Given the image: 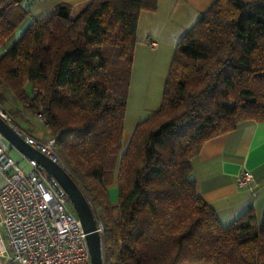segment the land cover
I'll return each instance as SVG.
<instances>
[{
    "label": "trees",
    "instance_id": "1",
    "mask_svg": "<svg viewBox=\"0 0 264 264\" xmlns=\"http://www.w3.org/2000/svg\"><path fill=\"white\" fill-rule=\"evenodd\" d=\"M34 1L0 0V100L8 112L11 93L45 115L104 223L105 264H264V213L223 224L192 176L207 140L264 121V0H216L202 14L176 46L160 108L120 159L139 15L158 0H90L76 16L61 3L33 20Z\"/></svg>",
    "mask_w": 264,
    "mask_h": 264
},
{
    "label": "crops",
    "instance_id": "2",
    "mask_svg": "<svg viewBox=\"0 0 264 264\" xmlns=\"http://www.w3.org/2000/svg\"><path fill=\"white\" fill-rule=\"evenodd\" d=\"M89 1L35 0L31 19L52 14L61 3L70 4L72 15L76 16ZM215 1L158 0L157 9L141 11L124 137L141 119L160 108L176 46ZM4 105L21 129L38 137H50L47 126L11 93L6 94ZM8 145L11 156L21 161L24 155ZM245 170L254 175L255 182L250 187L238 184V178ZM192 176L199 194L215 209L223 224L232 223L251 208L261 218L264 213V121H245L232 131L207 140L193 160ZM4 184L5 177L0 172V189ZM115 188L116 182L108 186L112 205L118 200L116 195L113 196ZM112 197L116 202L111 200ZM8 249L0 210V252L5 253Z\"/></svg>",
    "mask_w": 264,
    "mask_h": 264
},
{
    "label": "built area",
    "instance_id": "3",
    "mask_svg": "<svg viewBox=\"0 0 264 264\" xmlns=\"http://www.w3.org/2000/svg\"><path fill=\"white\" fill-rule=\"evenodd\" d=\"M0 115L29 144L66 169L55 137L42 138L19 128L1 100ZM37 117L46 123L42 112ZM24 157L26 168L11 156L8 141L0 133V172L5 177L0 189V210L9 247L7 252H0V264H92L87 233L69 195L55 189L46 169L36 159ZM254 182L250 170L238 178L241 187H250ZM94 214L103 241L104 223L95 210Z\"/></svg>",
    "mask_w": 264,
    "mask_h": 264
},
{
    "label": "water",
    "instance_id": "4",
    "mask_svg": "<svg viewBox=\"0 0 264 264\" xmlns=\"http://www.w3.org/2000/svg\"><path fill=\"white\" fill-rule=\"evenodd\" d=\"M0 133L11 147L23 155L36 159L47 171L48 180L59 192L65 191L80 217L87 233L92 264H105L104 246L90 200L80 184L60 164L51 160L45 153L29 144L19 131L0 115Z\"/></svg>",
    "mask_w": 264,
    "mask_h": 264
},
{
    "label": "rangeland",
    "instance_id": "5",
    "mask_svg": "<svg viewBox=\"0 0 264 264\" xmlns=\"http://www.w3.org/2000/svg\"><path fill=\"white\" fill-rule=\"evenodd\" d=\"M28 25V23L27 22H24L22 25H21V27H19L18 28V30L15 32V34H14V36L12 37V39L7 43V45H6V48H9L12 44H14L17 40H18V38H19V36H20V34H21V32H22V30L26 27ZM12 119H13V121H14V124L15 125H17L19 128H22L16 121H15V119L12 117ZM131 134H132V132L131 133H126L125 134V137H124V139H123V145H122V150H121V153L119 154V157H118V159H120V157H121V154H122V151L125 149V147L128 145V142H129V139H130V137H131ZM46 138V137H45ZM21 165L24 167V168H26V166H27V163H26V158L24 157L21 161ZM111 176L114 178V177H116V174H117V168L115 167L113 170H112V172H111ZM114 195H116V197H118L117 195H118V191H117V189L115 188V190H114V194H113V196ZM98 199H100L101 200V198H98ZM94 200V199H93ZM98 200L97 202H98V207H99V209H100V211H102V214L103 215H105V209H104V207H105V203L101 200ZM113 202H116V200L115 199H113V197H112V199H111ZM95 202V201H94Z\"/></svg>",
    "mask_w": 264,
    "mask_h": 264
}]
</instances>
